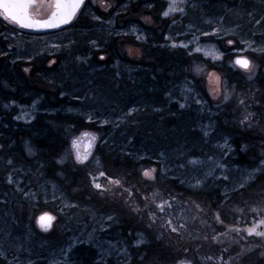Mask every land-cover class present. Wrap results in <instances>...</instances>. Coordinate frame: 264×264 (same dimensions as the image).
<instances>
[{"label":"snow or ice","instance_id":"6c2138e0","mask_svg":"<svg viewBox=\"0 0 264 264\" xmlns=\"http://www.w3.org/2000/svg\"><path fill=\"white\" fill-rule=\"evenodd\" d=\"M98 0H39V3L48 9L44 18H35L30 9L37 4V0H0V18L6 23L18 25L21 28L27 29H54L61 28L62 26L71 25L74 21L79 20L83 17L85 20L95 22L100 26L103 31L114 30V16L119 15L121 12H127L129 5L121 3L119 6H113L108 0H99V9L102 10V14H96L91 10V6L96 5ZM209 5L213 7L222 8L221 14L213 15L209 17L206 9ZM143 7L146 9H152L154 4L150 0H145ZM112 9L113 11H109ZM199 13V21L195 18L196 13ZM180 13L182 17L188 19V23L185 25L186 32L178 33V35L190 34L192 39L187 42L173 41L170 44L171 48L182 49L184 55L193 57L194 53L204 52L205 55H212V59L223 60L227 52L235 51H248L251 50L253 53L264 55V13L260 14L259 17L254 14L253 11H241L239 7H228L224 4V0H168L166 10H163L161 15L165 18L173 17V14ZM191 13L192 15H189ZM245 16L247 19L245 20ZM229 17H233L229 19ZM141 19L145 23H151L152 19L150 16H141ZM172 24H176L177 20L172 18ZM251 25V27H246ZM107 26V27H105ZM207 26V27H204ZM130 31L136 32L137 28L135 24L132 25ZM117 36L121 35L119 31H116ZM198 34V35H197ZM233 35L237 39H228V48L224 51H220L213 45L214 51L211 53L205 51V47L200 42V37L214 38L216 40H223L224 37ZM140 35L137 39H141ZM165 39H171L165 37ZM78 41L69 39L67 44L58 43L53 45V48L57 51H63L67 53V56L72 57L76 63H88L90 57L87 54H76L73 52V46ZM87 46L92 49H99L100 43L97 39H88L86 42ZM244 45L243 48L234 47L235 45ZM192 45L193 47H190ZM11 47V45H9ZM7 52H0V56H7ZM48 55H55L54 52H49ZM129 55H132V50L129 49ZM139 53L137 52L138 58ZM17 60L23 59L19 54ZM100 60H105V56L101 55ZM33 57L28 55L27 63L29 67H24L22 71L25 74H29L32 71L31 61ZM16 61H12L15 63ZM195 62V59L188 62V66L183 69L185 73L193 72L191 64ZM57 63L56 60L48 61V71L55 72L52 65ZM238 66L243 69L247 74L245 82L250 85L247 90L240 91L237 89V84H229L228 78H225L221 82L220 76L215 73H208V79L210 82L215 84V87L210 89L208 93L202 91V86L197 75H199L201 69L199 66L196 67L195 74L192 75L191 79L186 75L184 77V87L182 88V95L180 99L176 101L180 109L192 108L196 105V111L201 114L204 118L208 119V123L201 121L199 127L202 131L204 138H209L217 133V128L214 127V121L211 119L213 116L218 117L223 109L227 108L230 104H235L233 115L235 119L233 121L225 120V125L229 123H235L240 125L245 130H252L253 128H259L261 124H264V104H261L256 99V94L259 93V89L255 87V81L264 76V63H255L253 60L245 56H237L229 64L230 68ZM39 74V73H38ZM120 76L119 72H116L112 77L109 84L112 88L119 89L120 83L117 81V77ZM44 79L48 83H52L54 77L44 76ZM131 79V77H130ZM135 83V81H133ZM63 81H61V90L59 96L63 97L67 95L62 87ZM6 86V85H5ZM86 91L82 94H77L73 98L81 101L92 100L93 103L104 97L103 108L93 109L91 113H86L87 120L89 123H96L97 121L101 126L111 124L115 129H122L129 125H138L141 121L138 119L141 113L147 112V109H151L153 113L160 114V119H164L163 113L167 110V104L158 105L153 99L150 102L140 103L139 101L132 103L126 108H121L120 104L116 100L109 101L104 95V89L108 88L109 85L103 83H95L93 80L88 79L84 85ZM14 90V89H13ZM211 95L212 99L216 101L215 104H211L207 99V96ZM164 96L167 98V103L173 101V93L166 91ZM182 101V102H181ZM12 104L16 101L12 100ZM35 103V102H34ZM112 105V106H109ZM5 108L9 107L8 104L4 105ZM249 109H255V111H249ZM47 111V110H46ZM71 111V109H69ZM108 112L109 115H103V112ZM236 113H240L242 118L236 117ZM170 115H175L174 112H169ZM22 117L16 115L13 117L15 120H20ZM35 119V117H32ZM27 122H31L30 120ZM7 127V125H5ZM182 130V129H181ZM67 135H71V128H67ZM2 135V134H0ZM83 135H89L84 133ZM121 140L119 142L113 140L109 144L107 138L101 137L99 144L107 147L109 154L116 153L122 160L128 159L132 161H139L147 157V151L140 152L136 145V133L121 131ZM167 138V137H165ZM230 134L220 135L219 140H222L221 144L219 141L213 146V151L207 154L204 158L197 156L187 146L188 141L178 142L177 147L169 151L168 149L161 148L156 152L157 164L159 167L141 168L138 171L142 178H146L147 182L151 185H155L158 179L163 178L175 179L182 186H186V190L195 194L197 191H204L205 188H216L219 189V200L216 202V210L211 209L212 201L209 202V209L212 210L213 221L217 224L223 225L221 218V210L224 208L225 203L231 199L229 192L235 193L237 186L243 188L244 185L238 180L233 181L230 179L232 173L229 169L228 163L225 160L223 163L220 161L224 157L228 156L230 152H234L235 148L229 143ZM97 137L92 134L90 146L92 141H96ZM12 143L0 142V161L4 163L10 170L7 174V185L12 186V193L5 192L0 194V206L7 205L10 202L9 197L15 199V196H20V203L23 200L35 199L36 193L29 187L27 190L22 186V178L14 180L13 176L20 177L21 174L35 175L43 179V183L37 185L41 191H47L46 185L51 184L53 188V198H55V191L58 189L57 181H63L64 183H72L68 177V172H76L80 168L96 167L97 169L102 167L100 157L95 153L81 154L76 151L73 155L71 150L61 151L52 155L50 158H45V153L40 150L32 141L23 140V155H14L12 153ZM73 147L76 145V141H72ZM142 147H146L143 146ZM193 147H195L193 145ZM241 152H247L249 150L248 144H241L239 146ZM218 150V151H217ZM99 151V149H98ZM259 159L257 165L253 168L252 172L247 173L248 177H253L255 172L264 174V152L258 154ZM199 165V168L195 166ZM193 166V167H189ZM49 169L51 174L49 175ZM217 169L220 170V174L217 175ZM172 173V176H169ZM227 173V174H226ZM89 178L90 187L96 192V195L101 201L108 200L110 205H119L124 212L122 217L115 211L104 213L102 220L97 221L99 229L93 228L92 231L88 232L86 238L78 240L76 242L88 245L92 244L98 251V259L93 260L92 264H110L109 258H111V264H144V252L141 251L140 246H149L152 239L159 241L162 238V233L156 234V226L158 223V217L161 221L159 228L170 229L171 232L177 233L179 229L186 228L185 223H180L179 228L173 225L171 218L174 207L183 208L188 203H192L197 213L204 212L200 203L190 198H185L183 192L176 193L168 190L167 199L163 197L159 190L151 191V201L143 203V206H133L128 203L125 199L118 201L115 199V194L110 188H103L100 183L97 182V178L92 175L89 171L86 173ZM99 176H106L104 171H99ZM181 177H184L181 179ZM109 183L118 186L123 193L127 195L132 194V190L127 187H123L121 179H113L112 175L107 176ZM131 173H126V177L123 178L124 184L131 183ZM194 181V182H193ZM31 183V182H29ZM221 186H223L221 188ZM80 189L74 188L73 191H79ZM139 191V189H137ZM63 195V193H62ZM91 199V196H89ZM142 201H147L148 197H141ZM159 201V202H157ZM65 209L79 210L80 204L78 202L63 201V208L60 209L63 214ZM84 211L89 213L95 218V212L91 208H85ZM234 211L243 213V209L235 208ZM252 212L261 213L264 212V207H253ZM135 217L139 222L143 223V229L140 231L129 230L128 235L133 237L131 243L121 242L119 245L108 241V246L104 247V244L96 239L97 231L106 232L113 225L118 224L122 218ZM193 221L199 219L198 215L191 217ZM56 217L50 213L44 212L36 218V222L44 232H50L53 229V221ZM237 221H240V217H237ZM201 224H206V221L200 220ZM211 227V225H207ZM214 234L209 237L207 234L201 236L196 234L192 236L194 240H202L205 243L211 241L212 244H223L224 241L220 239L221 236L227 237L229 232L240 233L241 231L246 232L248 236H256L264 240V215L260 216L259 219H253L250 226H245L243 229L234 225L226 226L224 232H216L213 229ZM0 232L9 235L5 229L0 228ZM191 235V233L189 234ZM13 240L17 241L15 244V252H8L7 249L0 248V264H37V260L44 258L40 252H35L31 247L26 246L27 241L19 243V237H13ZM75 243V242H74ZM233 243L239 245L240 251L237 252L236 257L228 255V259L225 260L224 256L229 253L228 248H222L220 254L215 258L212 256H200L198 258L200 264H204L206 261H212L215 259L216 264H231L234 259L242 260L248 253L252 252V248H245L240 245L238 240H234ZM202 245H196L198 250ZM256 247H262L257 245ZM23 248L24 251L28 252L30 256L34 255L36 259L27 258L25 261H21L19 256L16 254ZM71 246L68 249L61 248L60 254L64 257L69 256ZM185 253L189 249H184ZM11 256V260L8 257ZM259 257H264V249L258 253ZM197 258H182L176 262V264H196ZM66 264L68 262L66 261ZM155 264H159V260L155 261Z\"/></svg>","mask_w":264,"mask_h":264},{"label":"trees","instance_id":"16d2710c","mask_svg":"<svg viewBox=\"0 0 264 264\" xmlns=\"http://www.w3.org/2000/svg\"><path fill=\"white\" fill-rule=\"evenodd\" d=\"M120 1L121 3L129 5L127 12H121L119 14L122 17L121 19L126 24V27L131 26L132 23H140L141 25L145 24L144 26L149 29L151 35H148V40L144 42L137 40L135 36L128 33L121 34L119 36L114 35L115 33L111 36L108 34V42L106 43L104 40L101 41L102 43L105 42V44L99 48L98 52L100 53L97 55L98 59L101 55L105 56V60L99 59V61H105V63L110 64H115L117 62L120 63L118 64V68H121L122 65L124 69H126L125 73L124 71H121L123 77L125 74H130L133 77V80L135 81V83H132L133 88L137 89L140 86L151 89L160 87L161 91L156 95V97L153 98V95L150 92L146 94V97L149 98V100H145L146 102H150L154 99L158 105L167 104V98L164 96L165 91L163 92V90L169 89L174 96L170 105H177L176 101L178 99H175L177 98L175 91L176 88L184 81L186 74H190L192 76V73H185L183 69L188 66L189 61L193 59L197 60L199 55L194 53L193 57H188L184 55L182 49L171 48L168 43L169 41H165L163 36L158 35L159 33L156 28L162 26L163 24L167 25V20L170 19L161 15L162 10H164L163 2L160 1V5L149 10L143 7L145 0ZM151 1L159 3V0ZM227 1L232 6L238 7L241 5L244 7V4L242 5L243 0ZM252 3L254 2H247V4ZM247 4L245 6H248ZM141 16H150L152 22L144 23ZM80 20H84V26H86V23H89L86 30H90L92 28L90 26L91 21L85 20L81 17L72 25H68L59 30L50 31V33L74 27L78 21L80 22ZM119 21L120 20L117 18V22ZM3 22H0V43L1 46L9 53L13 52L14 48H12V45L9 47V39L6 36L16 38L10 35L15 34L17 38H19V36L39 37V35L20 27H11L19 33L6 31L5 27L1 25ZM155 42H158L159 45L156 46ZM129 49L132 50L131 56L129 55ZM137 52L139 53L138 58H136ZM245 53L247 57L255 63H264V55L253 53L251 50H248ZM228 54L229 55L226 56L227 60L223 59V61L214 64L211 68L219 70L221 72V77L224 79L228 78L229 84H237L238 90H247L250 85L245 82V72H236L230 69L228 62V66L226 65V61H229L228 59L232 57L230 53ZM47 55L48 53L42 52L32 56V71L29 74H25L22 71L24 67H29L27 60H25L26 62L19 60L12 63L11 55L8 54V56L4 57L0 56V134H2L0 135V142H14L12 148V153L14 155H23V140L28 137L31 138L33 143L46 154L45 158H50L52 155L66 150H71L74 155L75 152L78 151V141H91L92 134H95L97 140L90 150V153H95L100 156L102 169L106 173V176H99L97 182H99L103 188H110L113 190L114 184H110L107 178L108 175H112L113 179H121L123 187H127L132 190V194L129 196L126 193H123V191L115 185L116 193L114 194L116 200L123 201L126 199L128 203L132 204L134 207L137 205L142 207L143 203L151 201L152 190H159L165 199L168 198V190H171L176 193L183 192L185 198H194L197 200V202L200 203L201 207L204 209V212L197 213V210L192 203H188L183 208L174 207L171 216L173 225L179 228L180 223L186 224V228L179 229L177 233L171 232L170 229L159 228L158 225L161 221L158 217L156 234L162 233L163 235L159 241L153 238L151 244L147 247L143 245L140 246L141 251L144 252V264H155L157 259L159 260V264H176V262L182 258L193 257L197 258L196 264H200L198 260L200 256H212L215 258L220 254V250L222 248L229 249V253L224 256V259L227 260L228 255L235 257V254L239 252V250L235 249L233 245H230L231 234L240 239L241 242H247L246 244L254 243L260 238L254 235L248 236L247 233L243 231L240 233L229 232L227 237H220L221 240H223V238L225 240L223 244H212L210 240L205 243L202 240H194L192 236H195L196 234H200L201 236L207 234L211 237L214 234L213 229H215L216 232H224L226 230V226L228 225H234L236 227H240L241 229L245 226H250L254 218L259 219L260 216L264 215V212L255 213L251 211L253 207H259V204L264 205V189L259 193L254 191V196L256 197H254V200H251L252 204L248 206V208L245 206L249 204L247 200L243 198L247 197V195L246 193H241L242 189L236 193H230L229 195L231 199L225 203L224 208L221 210V218L224 223L223 225L217 224L213 221L212 210H216V202H218L220 198L219 189L214 187L211 189L205 188L204 191H197L193 194L187 191L186 186H182L177 180H162V178L158 179L155 185H151L147 182L146 178L141 177L138 170L141 168L159 167L157 161L152 160L149 157L139 161H132L128 159L122 160L116 153L109 154L107 147L99 144V139L101 137L104 138V136L111 132L110 125L101 126L98 121L96 123H89L87 116L83 114L82 111L75 114H66L60 110L51 114L44 112V108H59L64 104H79L78 100L68 94L63 97L59 96V91L61 90L60 81H63L64 83L62 85L64 91H72L75 89L73 84H75V87L77 88L83 86L82 77L79 74L78 77L80 81L77 83H75L76 81L73 78L63 79L61 75H56L57 80L55 79L52 83H48L44 79V76L50 77V71H48V61L56 59L55 57L48 58ZM143 57L149 58L148 68L144 70L142 68H134V73H129L128 67L122 64V62L125 63L128 61L130 64L132 63L139 66L143 62L141 60ZM53 66L54 65H52V68ZM126 77L127 76L124 78ZM255 87L260 90L259 93L256 94V99L259 100L261 104H264V76L255 81ZM7 98H15L25 104H31L34 101H39L38 104L40 110H37L36 121L30 124L18 122L16 123V126L15 123L11 121V116H13L15 112L14 108H5L2 106V102ZM132 102L133 97L129 96L122 101L121 105L125 107ZM235 108V104H230L227 108L223 109L218 117H214L216 119L217 132H221V135H223V132L230 134L232 138V145L235 148V151L231 152L229 155V159L231 161L239 164H255L259 159L258 154L264 152V124H261L259 128H253L252 130H245L240 125L235 123L225 125V120L233 121L235 119V117L231 115ZM249 111H255V109H249ZM235 115L236 117L242 118L240 113H236ZM199 117L202 118V116ZM205 118L206 116H204L203 119ZM173 119L175 120V117H173ZM168 124L172 126L174 125V122ZM5 125H7V127H5ZM21 125L25 127L21 128ZM66 126H71L72 131L70 136H67L66 134ZM174 129L175 131H179L178 125L174 126ZM34 132L42 134L34 137ZM84 133H88L89 135H83ZM73 140L76 141L75 147H73L72 144ZM241 144H248L249 150L247 152H241L239 148ZM6 170L7 167L2 161H0V194H3L5 189H10V186L7 185L5 179ZM49 170L51 172V169ZM129 172L132 176L131 183L124 184L123 178H125L126 173ZM68 177L72 183H67L66 188L72 189V191L77 187L80 189L79 191H75L76 193L73 195L75 200H90L89 196H91V200L95 201V204L107 207L108 212L115 211L122 217L124 216V212L119 205H110L108 200L101 201V199L96 195V192L90 187L89 178L86 176V170L83 171V168H80L74 173L68 172ZM253 181L254 182L252 186H250V189L253 187H264V174L259 173ZM137 189H139V191H137ZM245 189H247V187L243 188V190ZM141 197H148V200L142 201ZM210 201L213 202L211 204L212 210L208 207ZM14 207L18 218L23 220L26 216V212L28 211L26 202H24V200L20 203L14 202ZM20 207L22 208L20 209ZM235 208L243 209V213L241 214L234 211ZM193 215H198L199 219L193 221L191 219ZM237 217H240L239 222L237 221ZM200 220L206 221V224H201ZM207 225H211V227H208ZM36 227L38 228L37 223ZM120 228L122 229L121 234L125 235L128 243H131L133 237L128 235L129 230L132 229L134 231H140L143 229V223L139 222L135 217L129 216L120 220ZM190 233L191 235H189ZM196 245H202V247L197 250ZM80 248L85 254H89V251L93 249L92 244L82 245ZM185 248L189 249L187 253L184 251ZM252 256L253 252L248 253L241 260V262L246 264V260ZM235 262H237V259H234L231 264H234ZM204 264H216V261L213 259L212 261L204 262Z\"/></svg>","mask_w":264,"mask_h":264},{"label":"rangeland","instance_id":"374dc122","mask_svg":"<svg viewBox=\"0 0 264 264\" xmlns=\"http://www.w3.org/2000/svg\"><path fill=\"white\" fill-rule=\"evenodd\" d=\"M242 1V0H241ZM109 3H111L114 7L119 6L121 4L120 0H108ZM227 0H224V4H226L228 7H235L227 3ZM247 2H254L252 4H247ZM168 0H166V6L167 8ZM244 4V7L239 5V9L241 11H253L257 17H259L260 14L264 13V0H243L242 5ZM248 6H245V5ZM91 10L93 12H96V14H102V10L99 9V0L96 5L91 6ZM111 10V9H109ZM113 11V10H111ZM110 11V12H111ZM208 12L209 17L213 15L221 14L223 9L218 7H213L209 5V7L206 9ZM189 15H192L189 13ZM177 16V17H175ZM120 17V18H119ZM179 17V20H178ZM117 18L120 20L117 22ZM122 17L119 15L114 16V30H110L111 34L110 36L115 33L116 31H119L121 34H131L135 36L137 39V36L140 35L142 38L139 39V41L146 42L148 40V35H151L149 32V29L141 25L140 23H132L131 26L126 27V24L121 19ZM170 18V19H169ZM172 18H175L177 20L176 24H172ZM199 21V13H196L195 17ZM233 17H229V19H232ZM169 20H167V25L163 24L162 26H159L156 28L158 31V35L163 36L164 40L169 41L168 43L171 44L173 41L180 42L184 41L187 42V40L192 39L191 35H178V33H185V25L188 23V19L185 17H182L180 13L173 14V17H168ZM247 17L245 16V20ZM122 20V21H121ZM84 20L78 21L76 26L70 27L67 29H64L63 31H58L55 33H49L45 34L39 37H23L17 36L15 34H10L13 37L11 38L9 36H6L9 39V45H12L14 48L13 52L9 53L6 51L0 43V52H7L9 55H11V62L12 61H19V60H27L28 55L35 56L36 54L40 53H49L54 52L55 55H47V57H55L57 63L53 66V69H55V72H50V77H54V81L56 79V75H61L63 79H74L77 83L79 82L78 74L81 75L83 86L77 88L75 87V84H73L74 88L72 91H65L68 95L71 97H74L77 94H82L84 91H86V88L84 85L87 83L88 79L93 80L95 83H103L106 85H109L108 88L104 89V95L105 97L111 101L116 100L121 108H126L127 106L123 107L122 101L129 96L133 97V102L139 101L140 103H145V100H149L148 97H146L147 93H151L153 95V98L156 97V95L161 91V88H146V87H138L133 88L132 87V81L133 77L130 74H125L127 76L126 78L123 77V74L121 71H126L124 67L121 65V68H118V64L120 63H105L100 62L97 55L100 53L98 52L99 49H92L91 51L90 46L86 45V41L88 39H97L98 43L100 45H104L105 42H108L107 35L109 34V31H103L100 29V26L96 24L95 22H91L90 26L92 27L90 30H86V27L89 23H86L83 25ZM145 23V22H144ZM135 24L137 31L134 33L130 31L132 25ZM107 27V26H105ZM207 27V26H204ZM246 27H251V25H247ZM116 35V34H114ZM198 35V34H197ZM153 37V35H152ZM165 37H170L171 39H165ZM69 39H73L78 41L76 45H74L73 52L76 54H87L89 55L90 59L88 63H76L75 60L72 57L67 56L66 52L63 51H57L53 48V45L58 43L67 44ZM104 40L105 42H101ZM138 40V39H137ZM201 44L205 47V51L211 53L214 51L213 45L215 48H218L220 51H224V47L226 46L225 43H219L214 38H207V37H200ZM155 45L158 46L159 43L155 42ZM100 46V47H101ZM190 47H193L190 45ZM246 51H243L244 54L241 53V55H246ZM20 55L23 57V59L17 60V55ZM199 55L198 59L195 60V62L191 65L193 69V74H195V69L197 66L201 69L199 75H197V80H199L200 85L202 86V89L204 93H208L210 89L215 87V84L210 82L208 79V73L212 72L216 75L221 77V72L219 70H215V68H211L216 63H220L221 60H213L212 55H205L204 52L196 53ZM239 55V54H238ZM8 56V55H7ZM247 56V55H246ZM4 57V56H1ZM0 57V58H1ZM235 56H232L229 61H227L229 64L232 60H234ZM143 62L141 65L137 66L134 64H130L128 61L122 64L126 67H128L129 73H134V68H142L143 70L148 68V62L149 58L143 57L141 59ZM223 61V60H222ZM26 62V61H25ZM42 63V62H41ZM116 72L120 73V76L117 77V81L120 83V88L115 89L111 87V84H109V81H111L112 77ZM77 74V75H76ZM246 77V73H244ZM189 79H191L190 74H186ZM132 77L130 79V77ZM57 80V79H56ZM224 78L221 77V82H223ZM61 83V81H60ZM64 84V83H63ZM62 84V85H63ZM184 87V81L179 85V87L176 88V94L177 98L180 99V96L182 95V88ZM79 89V90H77ZM82 89V90H80ZM170 91L163 90V92ZM174 97V96H173ZM209 102L211 104H215L216 101H214L211 97V95L207 96ZM144 98V99H143ZM15 100L16 103L12 104L11 101ZM79 104H70L63 106L59 108H44L43 111L47 112L48 114L54 113L58 110L68 114V113H78L79 111H82L83 114L91 113L93 109L96 108H103L104 106V97H102L100 100L93 103L92 100L88 101H81L78 100ZM35 102V103H34ZM31 104H25L21 102L20 100H17L15 98L11 99H5L2 102V106L5 104H8L9 107L14 108V114L11 116V121L15 123L21 122L23 124H30L36 121L37 116V110H40L39 108V101H34ZM182 102V101H181ZM1 103V101H0ZM130 103L129 105H131ZM167 110L163 113L164 119H160V114L153 113L151 109H147L146 114L141 113L138 117V119L141 121L138 125H129L125 126L122 129H115L111 124L110 127V133L104 136V138L108 139L109 144L112 143L113 140L119 142L121 140L120 132L126 131V132H135L136 133V145L140 152L147 151V157L151 158L152 160L157 161V155L156 152L158 149L165 148L171 151L172 149L177 147L178 142H183L184 140L188 141V147L193 151V153L197 156H200L201 158H204L207 154H210L213 151V146L219 141L221 144L223 143L222 140H219V137L221 135V132H217L215 135L210 136L209 138H204L202 131L199 127L201 121L203 123H208V119L201 118V114H199L196 111L197 106L193 105L192 108H185L180 109L177 105L172 106L170 103H167ZM128 105V106H129ZM112 106V105H109ZM71 109V111H69ZM47 110V111H46ZM169 112H174L175 115H170ZM20 115L22 118L20 120L13 119L14 116ZM103 115H109L108 112H103ZM206 116V114H205ZM32 117H35V119H32ZM175 117V120L173 119ZM213 116L211 119L215 122L214 127H216V119ZM195 119V122H194ZM197 119V120H196ZM31 121L30 123L27 121ZM197 121V122H196ZM174 122V125H170L168 123ZM179 127V131H175L174 126ZM25 126L21 125V128H24ZM67 128H71V126H66L65 130ZM182 129V130H181ZM33 133V131H32ZM42 133L34 132L33 136L37 137ZM223 135H227V133L223 132ZM32 136V134H31ZM70 136V135H67ZM167 137V138H165ZM25 140H31V138H25ZM33 142V141H32ZM229 143L232 144V138L230 136ZM146 146V147H142ZM193 145L195 147H193ZM104 146V145H102ZM218 151V150H217ZM231 152L229 153V155ZM229 155L224 157L223 160L220 162L223 163L225 160L228 163L229 169L231 170V177L233 181H239L244 185V187H247V189L243 190V188H240L239 185L237 186V191H240L242 189V194L246 193L247 197H243L247 200L249 205H246L245 207L248 208L252 204L251 200H254L255 193H259L264 189L262 186L261 188L253 187L250 189V186L253 184V180L256 178V176L260 172H255L253 174V177H248L247 173L252 172L253 168L257 165L255 164H239L236 162H233L229 159ZM100 157V156H99ZM193 167V166H189ZM196 168H199V165L195 166ZM9 168L7 167L5 179L7 180V174L9 172ZM86 170L87 172H91L93 176H95L97 179L99 178V171H104L101 168L97 169L96 167H89L87 169L83 168V171ZM51 174L49 170V175ZM220 174V170L217 169V175ZM227 174V173H226ZM169 176H172V173H169ZM22 178V186L25 187L27 190L29 187L33 192L36 193L35 199H27L24 200L27 204L28 211L26 212V216L23 220H20L16 214L14 202H17L20 200V196H15V199H13L11 196L9 197L10 202L7 205L0 206V228H3L6 230V232L9 235H5V233L0 232V248L7 249L8 252H15V244L17 241L13 240V237H19V243H24L27 241L28 247H31L35 252H40L44 258L37 260V264H66V261L68 264H76L77 262V256L79 255L81 251V245L76 241L83 240L86 238V235L88 232L92 231L93 228L99 229V224L97 221L102 220V215L104 213H109L108 208L104 206H100L95 204V201L93 200H75L73 198V195L76 193L75 191H72V189L66 188L67 183H64L63 181H57L58 183V189L55 191V198H53V188L51 184L46 185L47 191H41L37 185L40 183H43V179L39 176L35 175H23L21 174L20 177H17L16 175L13 176L14 180ZM184 177H181L183 179ZM162 180H165L162 178ZM161 180V181H162ZM170 180V179H169ZM31 182V183H29ZM194 182V181H193ZM99 183V182H98ZM179 183V182H178ZM10 186V185H9ZM116 186L113 185V193H116ZM223 186H221L222 188ZM5 192L12 193V186H10V189H5ZM235 192V193H236ZM63 193V195H62ZM232 192H229V194ZM251 196V197H249ZM2 198V196H0ZM191 200H195L194 198H190ZM63 201L68 202H78L80 204L79 210H71V215L69 213V210L65 209L64 213L62 214L60 209L63 208ZM197 202V200H195ZM251 201V202H249ZM198 203V202H197ZM194 206V205H193ZM253 206V205H252ZM259 207H264V205H258ZM195 207V206H194ZM22 207H20L21 209ZM85 208H91L95 212V218H93L92 215L84 211ZM250 208V207H249ZM43 212H51L56 217V220L53 221V229L50 232H44L38 225V228L36 227V218L42 214ZM122 229L120 228V222L118 224L113 225L110 229H108L106 232H100L97 231L96 233V239L104 244V247L108 246V241H111L117 245H119L121 242H126L125 235L121 234ZM234 240H238L240 242V245H243L245 248H249L247 246V242H241L240 239L235 237L233 234L230 236V245H237L233 243ZM223 241L224 238H223ZM254 241V240H253ZM75 242V243H74ZM254 243L258 244H264V240H257ZM253 244V243H250ZM71 246V251L69 252L68 257H64L60 254V249L65 248L68 249ZM237 250L240 251V247L236 246ZM96 250V254L98 255V249L94 247ZM263 248H260L259 250H262ZM88 250V249H85ZM235 250V249H234ZM259 252L254 253L255 259H259L264 263V257L258 256ZM19 256V259L21 261H25L27 258L36 259L34 255L30 256V254L26 251H24L23 248H21L18 253H16ZM237 254H235L236 257ZM9 260H11V256L8 257ZM98 259V257L95 258V260ZM253 261L255 260L252 256L249 257L246 261ZM110 264H111V258H109ZM234 264H244L241 262V260H237Z\"/></svg>","mask_w":264,"mask_h":264},{"label":"flooded vegetation","instance_id":"af4514ba","mask_svg":"<svg viewBox=\"0 0 264 264\" xmlns=\"http://www.w3.org/2000/svg\"><path fill=\"white\" fill-rule=\"evenodd\" d=\"M160 1L163 2L164 4V9H165V6H166V0H159L158 2L159 3H156L155 1H151L153 4H154V7H157L158 5H160ZM145 2V1H144ZM163 11V10H162ZM48 12V9L44 6H42L40 3H39V0H37V4L32 8V13H33V16L35 18H44L46 16V13ZM2 20V21H1ZM4 20L2 18H0V22H3ZM5 22V21H4ZM1 24L3 27H5L6 31H11V32H17L19 33L18 31L12 29L11 27H14V28H17L18 26L17 25H13V24H8V23H4ZM75 22V21H74ZM73 22V23H74ZM72 25V24H71ZM34 34H37L39 36H42V35H45V34H48L50 32H32ZM228 39H237L235 36H226L224 37L223 40H217L219 41V43H225L226 46H223L224 47V50L228 48V45H227V40ZM234 47H237V48H242L244 47V45H235ZM230 53L231 56H235L234 59L237 57V56H241V53L244 54L243 52H240V51H235V52H227L224 59H226V56H228ZM239 54V55H238ZM226 65L228 66V63L226 61ZM230 68V67H229ZM234 71H238V72H244L243 69L239 68L238 66H236L235 68H230ZM94 143L95 141H92L91 142V146H90V141H78V144H77V150L81 153V154H86V153H90V150L92 149V147L94 146ZM54 223V222H53ZM262 238H259L258 240H261ZM126 242H127V239H126ZM128 243V242H127ZM257 245H261L262 247H256ZM82 246V245H81ZM236 248V246L239 247V245H233ZM248 247H251L253 250V257L255 259V254L256 252H260L261 250H259L260 248H263L264 249V244H258V243H253V244H247ZM93 249H91L89 251V254H85L84 252H82V250L80 251L79 255L77 256V262L76 264H92V261L95 260L96 257H98V255L96 254V250L94 249V246L92 245ZM246 264H264L262 261H260L259 259H255L253 261L250 262H246Z\"/></svg>","mask_w":264,"mask_h":264},{"label":"water","instance_id":"95a60500","mask_svg":"<svg viewBox=\"0 0 264 264\" xmlns=\"http://www.w3.org/2000/svg\"><path fill=\"white\" fill-rule=\"evenodd\" d=\"M30 12L32 13V8L30 9ZM32 15H33V13H32ZM18 26V25H17ZM66 26H68V25H66ZM66 26H62L61 28H64V27H66ZM19 27V26H18ZM21 28V27H20ZM61 28H54V29H39V30H36V29H27V28H22V29H25V30H27V31H31V32H49V31H54V30H59V29H61ZM241 56H244V55H241ZM245 57H247V56H245ZM221 78V77H220ZM44 213V212H43ZM47 213H50L51 215H53V213H51V212H47ZM41 215V214H40ZM54 216V215H53Z\"/></svg>","mask_w":264,"mask_h":264}]
</instances>
